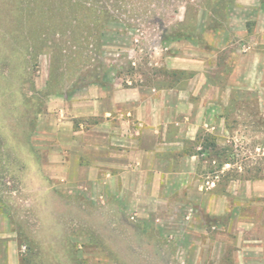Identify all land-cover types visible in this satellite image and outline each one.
I'll return each mask as SVG.
<instances>
[{
  "label": "rangeland",
  "instance_id": "obj_1",
  "mask_svg": "<svg viewBox=\"0 0 264 264\" xmlns=\"http://www.w3.org/2000/svg\"><path fill=\"white\" fill-rule=\"evenodd\" d=\"M252 12L235 0H0V56L17 48L23 57L0 61V204L21 264H213L208 257L216 249L193 245L219 238L220 225L247 227L245 237L257 233L264 215V56L253 52H264V44L255 43ZM245 17L248 32L238 36ZM176 55L203 62L181 68L168 57ZM92 81L181 90L174 125L190 131L179 138L182 152L195 153L197 182L193 199L181 188L168 231L155 216L118 214L120 202L103 189L107 199L98 200L96 191L48 183L46 152L34 147L43 141L34 138L37 118L49 98ZM211 207L225 212L211 214ZM174 222L187 227L185 246L174 244Z\"/></svg>",
  "mask_w": 264,
  "mask_h": 264
},
{
  "label": "crops",
  "instance_id": "obj_2",
  "mask_svg": "<svg viewBox=\"0 0 264 264\" xmlns=\"http://www.w3.org/2000/svg\"><path fill=\"white\" fill-rule=\"evenodd\" d=\"M235 4L238 8L253 9L250 18L256 25L255 43L264 44L261 0H235ZM247 20L245 17L244 23L236 28L238 36L248 32ZM253 54L258 58L264 56L261 50ZM168 57L175 58L174 64L181 68L197 70L203 62L197 58L188 60L182 55ZM204 83L206 87L214 86L207 76ZM179 93L182 92L176 86L144 90L142 86L110 82L82 86L71 94L49 98L46 110L37 118L34 132V138L43 140L36 141L34 147L46 152L42 168L48 183L68 192L82 190L93 194L96 191L98 200L107 199L101 194L104 190L108 198L120 202L122 211L118 214H128L136 220L155 216L162 231H168L169 217L179 216L175 209L179 210L181 205V188L186 186L187 198L193 199L195 193L190 186L197 182L191 175L197 167L195 154L182 152L183 143L179 138L190 131L174 125L180 123L178 116L182 112L183 100ZM2 209L0 204V264H21L17 236ZM208 212L223 214L225 210L216 211L211 207ZM254 227L257 233L245 237L241 235L247 227L220 225V239L210 236L193 246L216 249V255L208 257L214 260L213 264L231 261L232 264H264V215ZM172 228L174 244L185 246L180 234L187 227L174 222ZM229 230L237 233L238 239L228 240L224 232Z\"/></svg>",
  "mask_w": 264,
  "mask_h": 264
},
{
  "label": "trees",
  "instance_id": "obj_3",
  "mask_svg": "<svg viewBox=\"0 0 264 264\" xmlns=\"http://www.w3.org/2000/svg\"><path fill=\"white\" fill-rule=\"evenodd\" d=\"M176 39H177V38H176ZM24 44H25V46H26L25 48H26V51H27V54H28V52H29V50H30V48H31V47H30V46H31V45H30V41H29V42H26V43H24ZM6 45H7V46H10V47H11V46H12V47H15V46H16V45H13L12 42H10V41H8V40L6 41ZM16 47H18V46H16ZM13 49H14V50H13V53H12V55H11L10 57H9V56H5V55H2V56H0V61H1V62H11V61H12V62H13V61L17 62V61H19L20 58H23L21 54H18V53H17V52H18L17 48H13ZM26 51H25V52H26ZM12 68H13V67H12ZM10 70H14V69H10ZM9 72H11V71H9ZM1 75H2L1 77L4 78L5 80L9 77V76H4L3 73H1ZM91 83H94V84H103V83L93 82V81H92ZM74 90H75V89H74ZM74 90H73V91H74ZM73 91H72V92H73ZM56 93H60V92L57 91ZM67 94H69V93H67ZM206 139H208V138L206 137ZM213 144H214V143H213ZM191 154H195V153H191Z\"/></svg>",
  "mask_w": 264,
  "mask_h": 264
},
{
  "label": "built area",
  "instance_id": "obj_4",
  "mask_svg": "<svg viewBox=\"0 0 264 264\" xmlns=\"http://www.w3.org/2000/svg\"><path fill=\"white\" fill-rule=\"evenodd\" d=\"M135 64V62H133Z\"/></svg>",
  "mask_w": 264,
  "mask_h": 264
}]
</instances>
